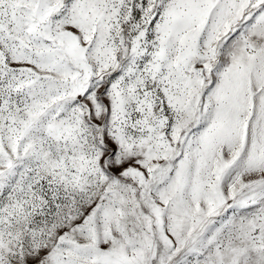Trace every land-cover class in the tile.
I'll return each instance as SVG.
<instances>
[{
    "label": "snow or ice",
    "instance_id": "1",
    "mask_svg": "<svg viewBox=\"0 0 264 264\" xmlns=\"http://www.w3.org/2000/svg\"><path fill=\"white\" fill-rule=\"evenodd\" d=\"M0 264H264V0H0Z\"/></svg>",
    "mask_w": 264,
    "mask_h": 264
}]
</instances>
